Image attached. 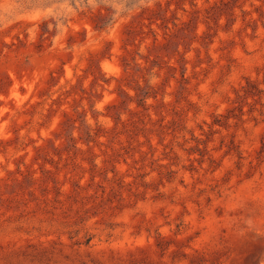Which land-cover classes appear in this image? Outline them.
<instances>
[{"label":"rangeland","instance_id":"rangeland-1","mask_svg":"<svg viewBox=\"0 0 264 264\" xmlns=\"http://www.w3.org/2000/svg\"><path fill=\"white\" fill-rule=\"evenodd\" d=\"M0 264H264V0H0Z\"/></svg>","mask_w":264,"mask_h":264}]
</instances>
